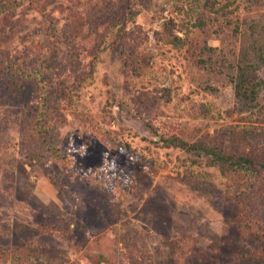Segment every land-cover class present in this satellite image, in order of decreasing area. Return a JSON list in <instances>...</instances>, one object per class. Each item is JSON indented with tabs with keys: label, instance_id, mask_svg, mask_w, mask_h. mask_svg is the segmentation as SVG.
<instances>
[{
	"label": "rangeland",
	"instance_id": "374dc122",
	"mask_svg": "<svg viewBox=\"0 0 264 264\" xmlns=\"http://www.w3.org/2000/svg\"><path fill=\"white\" fill-rule=\"evenodd\" d=\"M6 60L0 264H264V0H0Z\"/></svg>",
	"mask_w": 264,
	"mask_h": 264
},
{
	"label": "trees",
	"instance_id": "16d2710c",
	"mask_svg": "<svg viewBox=\"0 0 264 264\" xmlns=\"http://www.w3.org/2000/svg\"><path fill=\"white\" fill-rule=\"evenodd\" d=\"M1 66H6L9 68H17L16 66L12 65V62L6 60L0 63ZM18 71V68H17ZM22 73V72H20ZM249 82L248 79L243 80V83H238L235 86L236 94L240 98L241 101L244 103L250 104L255 99V90L250 88H245V84ZM38 109V108H36ZM33 116V121L31 123V129L33 132V136H37V141L42 142L43 144H47L49 135H50V115L48 112H45L44 107L43 111H40V114H36ZM164 141V140H163ZM167 147H174L179 149H186L195 153L199 154H206L211 157L214 164L220 165L223 170L226 171H239L246 168H250L253 165L252 161L256 162L255 160L251 159L250 157H240L237 158L234 155L228 153V155H224L221 151H218L217 146H188L186 143L178 140L177 138H170L168 142L165 143Z\"/></svg>",
	"mask_w": 264,
	"mask_h": 264
}]
</instances>
